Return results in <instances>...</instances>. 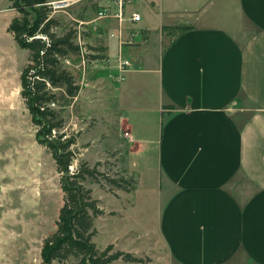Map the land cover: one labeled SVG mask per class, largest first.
<instances>
[{
	"label": "crops",
	"instance_id": "crops-1",
	"mask_svg": "<svg viewBox=\"0 0 264 264\" xmlns=\"http://www.w3.org/2000/svg\"><path fill=\"white\" fill-rule=\"evenodd\" d=\"M217 1L216 18L202 17L198 6L182 9L195 20L187 17L183 28L163 39L147 81L152 100L140 104L134 87L142 82L125 78L108 77L100 93L122 85L134 101L125 112L130 120L119 117L133 162L126 158L125 166L129 173L137 169V180L153 167L164 181L157 193L153 184L147 188L162 204L157 235L172 264H264V0ZM175 10L168 13L172 21L160 25L161 38L167 24L175 25ZM100 24L117 37L118 56L123 45L140 43L124 25L118 36L115 21L114 27L107 20ZM149 30L140 37L145 40ZM116 59L108 57V75L117 72ZM139 68L130 65L125 73ZM127 197L121 196L132 207L135 201Z\"/></svg>",
	"mask_w": 264,
	"mask_h": 264
},
{
	"label": "rangeland",
	"instance_id": "rangeland-1",
	"mask_svg": "<svg viewBox=\"0 0 264 264\" xmlns=\"http://www.w3.org/2000/svg\"><path fill=\"white\" fill-rule=\"evenodd\" d=\"M217 5V0H132L125 3L124 17L130 16L133 11L141 16L137 22L123 21L125 33L133 34V40L140 43L123 45L120 52V56L129 59L132 66H140L132 73H123L124 78L134 82V85H138L137 81L142 82L139 87H134L140 104H145L151 97L147 81L152 77L150 69L156 66L162 55L163 39L173 36L185 22L195 20L193 14L186 16L182 9L198 6L196 9L200 12L204 8L202 17L211 19L219 16L214 15L219 13ZM50 9L54 10L53 15L59 20L60 26L55 28L58 33L70 27L78 31L79 20L95 17L89 7L85 10L84 2ZM170 9L177 11L172 15L175 25L167 24L170 26H165L163 30L168 35L165 33L161 38L159 28L162 23L171 20L168 16ZM224 10L227 11V6ZM19 16L11 1L0 0V264H45L40 257V248L43 238L55 230L58 210L62 205V191L54 159L49 150L38 142L37 126L32 122L20 95V73L27 63L28 52L17 45L9 29L11 21ZM221 18L226 23L228 13ZM231 18L235 27L238 23L234 20L235 14H231ZM103 22L105 20H97L85 27V32L81 31L91 52L86 61L85 74L78 75L81 88L71 104L61 112L64 125L60 130L72 133L76 139L71 146L74 156L70 170H75L81 161H86L90 166L98 163V170L109 176L136 178L138 192L133 195V190L110 187L102 177H99L100 182L87 179L84 183L103 209V213L94 220L96 232L93 240L96 246L103 249L112 243L114 249L131 252L141 258L139 262L119 258L111 264H172L166 247L157 235L158 208L162 204L157 202L151 188H147L148 184H153L157 193L164 181L158 178L153 167L149 172H140L141 179L137 180V169L133 174L127 172L125 166L126 158L128 165H133V162L132 156L127 157L130 142H125V131H120L119 117L130 120L125 112L131 111L134 101L129 99V93L122 85L118 91L100 93L108 77L116 81L115 75L110 77L107 74L106 65L110 63L108 57L115 59L118 56L117 37H111L110 32L102 28L100 23ZM113 22L111 20L110 24L114 27ZM147 28L150 30L144 40L140 34ZM101 47L104 49L101 50ZM140 69L142 72H139ZM104 104L111 111H106ZM121 132L123 135H120ZM149 153L145 159L150 163L151 149ZM146 188L148 195H145ZM124 195H128V200L135 201L132 207L125 203L126 198H121ZM71 261L49 264H71Z\"/></svg>",
	"mask_w": 264,
	"mask_h": 264
},
{
	"label": "trees",
	"instance_id": "trees-1",
	"mask_svg": "<svg viewBox=\"0 0 264 264\" xmlns=\"http://www.w3.org/2000/svg\"><path fill=\"white\" fill-rule=\"evenodd\" d=\"M9 1L20 13L11 21L9 29L17 45L28 52L27 63L20 73V95L37 126L38 142L49 150L54 159L62 191L55 230L42 240V262L72 260L71 264H111L119 258L128 262L141 261L131 252L114 249L112 243L103 249L96 246L93 240L96 232L94 220L103 213V209L98 199L92 196L91 189L84 184L87 179L100 182L99 177H102L110 187L130 191L135 188L136 180L109 176L98 170V163L90 166L86 161L70 170L74 156L71 146L76 139L72 133L67 134L60 129L64 125L61 112L80 90L78 75L63 62L65 58H77L79 47L75 42V30L71 27L61 33L55 30L60 24L58 18L48 16L51 10L45 4L48 0ZM84 7L94 11L92 5Z\"/></svg>",
	"mask_w": 264,
	"mask_h": 264
},
{
	"label": "built area",
	"instance_id": "built-area-1",
	"mask_svg": "<svg viewBox=\"0 0 264 264\" xmlns=\"http://www.w3.org/2000/svg\"><path fill=\"white\" fill-rule=\"evenodd\" d=\"M132 0H48L46 1V5L51 7H67L69 5L82 3L84 2V5L90 6L92 5L94 7V13L95 17L93 19H81L78 21V31L75 30V42L78 44L79 52L77 54V58L73 59L71 57L65 58L63 60L64 65L71 71L75 70V74L77 75H84L85 69H86V61L88 60V55L91 52L87 46V41L82 37L81 31L85 32V27H88L90 24L95 23L97 20H107V21H115L116 25L118 27V36H120L122 23L124 20H130L133 22H137L141 20V16L138 12L133 11L130 16L124 17V5L125 3L131 2ZM54 10H50L49 17L54 16ZM95 26V25H93ZM43 39L46 38L45 35H40ZM110 36L113 37L114 33H110ZM131 37H133V34H131ZM123 40H120L119 43H123ZM116 68L117 72L109 73L110 77H113L115 75L116 81H121L124 79L123 73L126 72L129 68L131 63L127 59H123L122 57L118 56L116 61ZM80 88H81V82ZM54 106V104L52 103ZM124 135L128 137V132H125Z\"/></svg>",
	"mask_w": 264,
	"mask_h": 264
}]
</instances>
